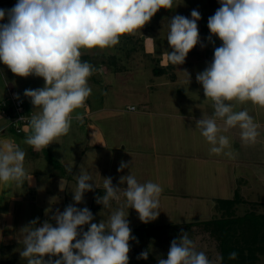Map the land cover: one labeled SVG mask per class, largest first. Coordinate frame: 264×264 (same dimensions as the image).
<instances>
[{
    "label": "clouds",
    "instance_id": "clouds-1",
    "mask_svg": "<svg viewBox=\"0 0 264 264\" xmlns=\"http://www.w3.org/2000/svg\"><path fill=\"white\" fill-rule=\"evenodd\" d=\"M218 3L220 7L207 22L210 34L206 40L214 46L213 58L196 74L214 111L196 120L195 128L211 145L210 155L234 158L230 139L222 132L238 128L246 146L254 145L260 135L253 116L246 108L237 110V105L250 102L264 108V0ZM173 8L174 0H17L10 9L0 8V21H6L0 23V62L16 76L41 77L45 82L43 87L24 90L33 112L38 110L29 118L31 134L24 143L39 152L66 136L73 121L83 124L85 114L76 110L85 107L92 94L89 78L100 69L81 59L82 49L113 48L121 37L141 31L160 9ZM190 17L176 14L169 19L166 39L171 51L166 52V60L173 66L183 65L198 44L207 46L198 30L201 13L193 9ZM213 37L221 41L220 46L215 47ZM14 98L19 100V94ZM25 158L19 145L4 142L0 146V182L23 186L28 180ZM128 167L122 161L117 171ZM66 171L72 175L71 167ZM74 178V203L63 211L56 209L42 224L37 217L21 229L20 257L27 264H129V241L138 240L125 208L134 209L142 223L155 221L161 212L163 189L151 181L140 183L132 174L120 176L118 185L111 177L103 178L104 194L96 196L95 202L108 209L112 201L124 200L107 219L94 223L92 211L76 205L84 203L85 193L97 186L86 171ZM148 256L145 250L137 259L147 260ZM237 258L236 251L228 255L230 261ZM157 264H224V257L217 254L210 259L197 250L189 232L181 230L171 241L167 258L158 259Z\"/></svg>",
    "mask_w": 264,
    "mask_h": 264
},
{
    "label": "rangeland",
    "instance_id": "rangeland-1",
    "mask_svg": "<svg viewBox=\"0 0 264 264\" xmlns=\"http://www.w3.org/2000/svg\"><path fill=\"white\" fill-rule=\"evenodd\" d=\"M187 1L174 2L172 10L160 9L153 17L156 20L152 18L149 24L141 29L144 34L151 32L156 36L155 52L162 47L171 51L163 18L168 14L174 16L180 12L184 15L190 13L192 10ZM16 2L17 0H0V8L10 9ZM201 3L208 10L212 5H219L218 0H201ZM208 17L198 21L202 22L198 27L201 40L207 46L201 48L198 44L189 52L188 59L186 57V66L177 69L167 67L165 59L161 57L163 52H147L146 44L142 41L125 43L123 37L118 45L110 49L94 48L83 50L84 52L81 50L82 55H89L82 60L89 61L100 71L89 78L92 94L85 103L88 107L76 111L84 114L87 110H96L104 104L105 110H100L98 114L93 113L90 117L104 132L107 147L92 150L87 138L75 140L78 143L77 152L73 150L75 141L69 148L66 145L67 154L70 153V158L75 160L73 168L76 166L77 172L69 182L66 199L60 205L56 202V207L63 211L68 204L74 203V176L81 170L92 175V182L97 188L85 193V202L76 206L88 207L95 216L94 223L107 219L124 200L121 197L120 201H112L108 209H103L102 205L95 202L96 196L104 194L103 178L111 177L113 184L118 185L120 176L132 174L140 183L151 181L159 184L163 189L159 198L161 212L155 221L142 223L134 209L125 208V212L129 213L132 234L138 240V243L129 241V260L137 258L145 250L149 252V264H157L160 258L166 259L171 241L179 237L181 230L189 232L198 251H204L213 259L219 254L217 244L202 230L203 225L202 228L200 225L203 221L219 215L213 197L233 198L235 189L239 188L241 197L246 200L239 206L240 213L251 208L248 201L264 203V108L250 102L237 105V110L246 108L253 116L259 125L260 135L254 145L246 146L239 138L238 128L222 132L221 134L230 139L234 158L223 154L210 155L211 145L195 128L196 120L202 116H211L214 111L212 101L205 98L202 86L196 82V74L203 71L213 58L214 46L206 40L210 34L207 27ZM3 22L6 21H0ZM213 39L215 47L220 46L221 41L216 37ZM158 67L165 71L164 75L154 73ZM185 70L190 74V82ZM172 73L178 75L176 81L170 79ZM44 83L41 77L16 76L0 62V97L5 96L3 93L8 91V84L23 95L25 89L43 87ZM25 98L29 101L28 106L33 108L30 99ZM132 105L136 107L135 111L128 109ZM184 114H193L194 117H184ZM85 121L89 123L85 117L80 125H86ZM4 123L0 116V127ZM218 124L223 127L222 121ZM252 150V158L249 159ZM75 152L77 155H74ZM44 154H47V150ZM122 161L128 163L129 167L118 172ZM61 172L63 175V171ZM64 174L67 172L64 171ZM42 182L44 183V180ZM41 188L46 187L41 184ZM20 190L18 187L17 191L13 192L19 194ZM22 198L21 203L12 204V217L4 224L0 223V264H27L19 254L23 249L24 233L21 229L37 217L44 222L55 211L53 209L49 212L50 207L52 208L49 202L45 210H39L37 213V208L27 201L30 199L25 192ZM257 211L264 212V207L259 206ZM259 264H264V256Z\"/></svg>",
    "mask_w": 264,
    "mask_h": 264
},
{
    "label": "crops",
    "instance_id": "crops-1",
    "mask_svg": "<svg viewBox=\"0 0 264 264\" xmlns=\"http://www.w3.org/2000/svg\"><path fill=\"white\" fill-rule=\"evenodd\" d=\"M174 2H178V0H174ZM189 3L190 10L196 9L201 13V21L205 20V16H211L215 13V11L220 7L219 5H212V7H209V10L207 7H203L201 0H188L187 4ZM197 4V6H195ZM198 4L200 6L198 7ZM193 6V8H192ZM191 13V11H190ZM190 13L188 12L186 15H184L183 12H180V15H184L186 17H190ZM163 18V24L165 25L164 29L169 31V16ZM171 16V15H170ZM172 17V16H171ZM153 20H156L153 18ZM152 20V21H153ZM149 24V23H148ZM202 25V22H198V27ZM167 27V29H166ZM150 30V29H149ZM152 31V30H151ZM168 34V33H167ZM143 35V37L141 36ZM156 36L149 32V34H144L143 31H137L134 35H126L123 36V40L125 43L128 41L132 44L137 43L138 41H142V43L146 44L147 52L161 53V57H163L166 61L167 67L171 68H180L186 66L188 62V57L186 59V62L183 65L180 66H173L169 64L166 60V52L169 50H166L164 47H162L161 50L157 51V41ZM124 43V44H125ZM145 47V46H144ZM86 49H82V51ZM84 52V51H83ZM160 56V55H159ZM159 68V67H158ZM162 69V68H160ZM165 73H162L161 75H164ZM170 79L173 81H176L178 79V75L176 73H172L170 76ZM8 87V85H7ZM6 87V90H7ZM7 91H5L3 94L5 95ZM104 102H102L103 104ZM88 107L86 105L83 108ZM31 109L34 111V108L31 107ZM128 109H130L128 107ZM100 110H105V106L103 104L102 107L97 108L96 110L89 111L87 110L85 114V117L87 120H89V123L86 122V125H80L75 123H72V127L69 131V133L66 136H62L58 138L56 141H54L51 145H49L47 148L37 152L32 149L31 146H28L24 143L25 138L30 135V127H28L22 134L16 135L13 132H8L5 129H3V125L0 127V146L3 145L4 142H13L17 145H19L25 152H26V158L24 161V168L26 170V173L28 175V180L24 183L23 186H17L14 182H9L8 184H4L3 182H0V223L4 224V222L7 221V219L11 218L10 210L13 203H21L23 201V194H27L28 198L30 200H27L28 202L32 203L33 206L36 209L37 213L39 210H45V206L47 203L51 202V206L49 212H51L53 209H58L56 207V202L60 205L63 203V201L66 199L67 194V188L69 186V182L73 179L72 176L76 174L77 167H74V161L72 158H70V153L67 154L66 147L72 144L73 141L77 140V138L85 139L87 138L89 140L90 146L92 147V150L103 149L107 147V138L102 131L101 127L93 122L91 120V114L100 113ZM131 110V109H130ZM133 109V111H135ZM38 112H34L35 114ZM185 116H193V114H184ZM201 117V116H200ZM198 118V116H197ZM138 120V119H136ZM219 120L217 121V123ZM76 142V141H75ZM67 145V146H66ZM89 146H87L86 149H88ZM78 149V143H75V146L73 147V150ZM47 150V154H44V151ZM102 151V150H101ZM75 152L74 155H77ZM103 152V151H102ZM252 153H249V159L252 158ZM62 167V168H59ZM71 167L72 168V175L67 176L69 174L66 169ZM63 171V175L62 172ZM64 171L67 172V174H64ZM44 180V183L42 182ZM41 184L44 185L46 188H41ZM18 187L21 188L19 194H15L14 192L17 191ZM71 188V187H70ZM239 190V188L235 189V193ZM14 191V192H13ZM214 200H216V197H213ZM216 205V204H215ZM40 208V209H39ZM49 214V213H48ZM50 215V214H49ZM53 224L54 222L51 221ZM12 223V222H11ZM43 222L40 220V224ZM17 237V236H16ZM15 237V238H16Z\"/></svg>",
    "mask_w": 264,
    "mask_h": 264
},
{
    "label": "trees",
    "instance_id": "trees-1",
    "mask_svg": "<svg viewBox=\"0 0 264 264\" xmlns=\"http://www.w3.org/2000/svg\"><path fill=\"white\" fill-rule=\"evenodd\" d=\"M86 56L89 57L82 55L81 59ZM154 73L161 75L165 71L157 68ZM10 89L18 91L8 84V91L5 96L0 97V102L7 97ZM18 93L24 97L19 91ZM0 116L3 118L1 114ZM5 130L14 132L11 128ZM245 202L239 190L233 198H217L215 206L219 215L200 224L201 228L203 225L202 230L216 242L219 254L224 257V264H259L261 257L264 256V212L257 211L259 206L264 207V203L248 201L251 208L240 213L239 206ZM232 251L238 253V258L234 261L228 260V255ZM129 264H149V262L134 258L129 260Z\"/></svg>",
    "mask_w": 264,
    "mask_h": 264
},
{
    "label": "built area",
    "instance_id": "built-area-1",
    "mask_svg": "<svg viewBox=\"0 0 264 264\" xmlns=\"http://www.w3.org/2000/svg\"><path fill=\"white\" fill-rule=\"evenodd\" d=\"M14 94L19 93L15 89H10L7 97L0 102V114L5 121L3 129L11 128L16 134H22L28 127H30L29 118L35 113L31 107L28 106V99L19 94L20 99L17 100L14 98ZM9 106L10 108H8ZM129 108L133 110L136 107L132 105ZM21 117H24V119L21 120Z\"/></svg>",
    "mask_w": 264,
    "mask_h": 264
}]
</instances>
